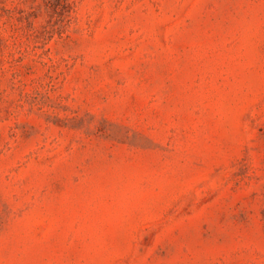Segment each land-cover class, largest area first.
<instances>
[{
	"label": "rangeland",
	"instance_id": "obj_1",
	"mask_svg": "<svg viewBox=\"0 0 264 264\" xmlns=\"http://www.w3.org/2000/svg\"><path fill=\"white\" fill-rule=\"evenodd\" d=\"M0 264H264V0H0Z\"/></svg>",
	"mask_w": 264,
	"mask_h": 264
}]
</instances>
